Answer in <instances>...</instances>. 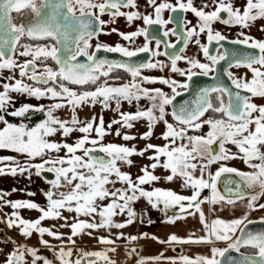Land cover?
Instances as JSON below:
<instances>
[{
	"label": "snow or ice",
	"instance_id": "6c2138e0",
	"mask_svg": "<svg viewBox=\"0 0 264 264\" xmlns=\"http://www.w3.org/2000/svg\"><path fill=\"white\" fill-rule=\"evenodd\" d=\"M146 4L152 8L151 13H141L137 0H0V150L16 154L0 156V176L27 173L30 178L33 170L36 176L45 172L55 176V179L46 181L51 187L44 192L45 207L29 200H9L10 193L0 190V212L4 207L13 210L10 214L5 213L0 223H6L9 229L16 228L25 238L38 233L39 243L53 252L59 264H115L108 253L117 251L116 240L132 242L149 238L169 244L214 245V241L227 242L224 248L212 246L211 254L207 256L167 258L169 264H264V231H247V223H252L247 214L229 221L217 217L209 223L202 209L204 203L235 204V199L231 198L233 194L242 200L246 195L244 190L251 189L247 208L255 210L256 202L264 195V103L258 104L254 100L260 98L264 101V40L240 32L238 36L242 38L232 43L257 50L256 54L218 49L213 55L208 45L199 39L203 33L209 44L224 41L226 37L213 28L216 22L251 28L256 21L264 20V0H241L239 5L237 0H199V3L197 0H160L159 3L146 0ZM165 11L191 13L196 23L181 17L177 25L179 31L166 28L173 23V17L164 19ZM105 15L109 21L102 19ZM117 17L126 18L129 24L142 20L143 27L128 33L119 32L116 28L105 31ZM152 25L164 28V38L175 36L185 47L175 51V44L149 33ZM259 31L264 32V26ZM113 32L129 45L137 37H143L145 42L130 48L120 43L110 46L99 41V36ZM93 40H96L95 46ZM153 40L154 48L150 47ZM189 41H194L199 47L207 63L183 55ZM162 43L164 51L159 50ZM100 51L119 53L126 59L116 62L99 58L97 54ZM140 53H150L153 58L164 56L170 64L159 59L139 64L129 62ZM181 60L190 67L186 70L179 68L177 62ZM221 61H227L229 68L248 69L251 78L247 74L234 76L225 70L236 91L223 83H215L198 88L191 99L174 104L176 97L190 90L189 82L193 77L217 73ZM166 67L172 73L186 77L185 81L143 74L144 70L163 71ZM5 70L10 73L8 76H3ZM115 70H123L130 80L116 84L115 81L123 77H111ZM212 78L218 79L215 75ZM156 84L166 85L171 94L160 87H146ZM16 96L48 100L50 103L34 105L20 102L17 106ZM142 99L147 100L150 106L140 107ZM124 102L129 105L135 102L136 110L121 111ZM97 105L101 112L113 110L119 118L112 119L107 125L102 114L80 118L78 110L94 109ZM168 107L172 109L170 112ZM60 110H67L69 118L57 115ZM37 114L42 119L32 123V117ZM168 116L173 122H169ZM139 121L147 122V130L139 136L141 140H150L156 125L163 124L165 130L160 138L165 143H146L137 150L135 145L129 147L103 142L112 132L125 141L135 140L136 136L124 130L133 128ZM114 125L119 127L113 128ZM73 133L80 135L69 143ZM58 135L62 139H55ZM214 145H218V151ZM228 145L235 146L236 151H231ZM147 153H151L146 156L150 163L139 168L141 174L133 178L132 174L122 171L121 164L131 166V157H144ZM230 159L243 161L250 171L226 167L221 163ZM212 164L219 165L215 173L209 171ZM157 169L168 174L158 176L155 174ZM226 172L235 174L239 181L235 183V191L231 187L233 182H226L225 193H221L217 181ZM177 178L182 181L181 187L191 190L190 196L154 186L161 180L168 183ZM117 184L121 186L116 187ZM145 185L153 187L147 190ZM61 188L67 191H59ZM205 189L210 190V196L202 197ZM28 195L34 194L29 192ZM141 199H145L153 209L164 212L166 223L198 213L205 235L182 239L171 234L165 241L149 237L147 233L137 237L119 232L115 239L111 238V229H123L135 223L137 212L133 205ZM258 207L264 209V204ZM20 209L36 210L40 215L35 220H28L19 214ZM172 209L177 211L169 215ZM64 211L75 213L71 223L62 214ZM81 216L88 219H80ZM117 216H125L126 219L118 222L114 219ZM46 219L63 220L59 227L69 228L70 235L65 237L63 233L42 226ZM261 221L264 222V217ZM148 222L152 223L151 220ZM99 229L108 230L109 236L96 239L111 247L102 251L77 249L78 255L73 260V248L67 247L65 239L75 245L74 237L82 234L91 237L93 231ZM45 235L61 242L58 250L43 238ZM4 242L12 243L14 248L3 264H53L35 247L16 244L11 238ZM242 248L253 251L241 252ZM233 251L238 256H226ZM126 254L129 257L138 255L135 248ZM26 257H31L30 262ZM162 258L163 254L140 257L136 264Z\"/></svg>",
	"mask_w": 264,
	"mask_h": 264
},
{
	"label": "crops",
	"instance_id": "0c3cea01",
	"mask_svg": "<svg viewBox=\"0 0 264 264\" xmlns=\"http://www.w3.org/2000/svg\"><path fill=\"white\" fill-rule=\"evenodd\" d=\"M16 99L18 101L17 106H19L20 102H27L30 104H48L50 101L48 100H40L37 101L34 98H28V97H19L16 96ZM78 114L81 119L89 118L92 115H103L105 124L107 125L112 119H116L113 117V114L109 112V110L101 112V108L99 105H97L94 109L93 108H84L83 110H78ZM57 115L61 116L63 119H68L69 118V112L67 110H60ZM10 120H12L11 117H9ZM40 119H42V116L37 114L32 117V123L38 122ZM119 127V125H114L113 128ZM157 127V125H156ZM155 127V128H156ZM154 128V134L151 137L150 141L153 144L156 145H163L165 141L161 139V135H157L158 132L155 131ZM127 133L131 135H140L141 133L139 132H133L130 129H125ZM143 133V132H142ZM80 134L79 133H73L71 140L72 142L76 137H78ZM55 139L60 140L62 137L59 135L55 137ZM145 140H141L138 136L135 140H130V141H125L121 139L120 137L115 135V132H112L111 134L107 135L104 138V143H115L118 145H127L129 147L133 146L135 144L137 150L142 149L143 147H139L141 143H144ZM133 144V145H132ZM227 147H232L228 145ZM217 151H218V145H217ZM151 155V153H147L144 157L141 156H133L131 157V160L133 161V164L131 166H128L126 164H121V169L122 171L128 172L132 174L133 178H135L137 175L141 174L139 172V168L144 166V163L149 164L150 161L147 160L146 156ZM0 156H16L15 153L9 152L7 150H0ZM217 169H214L215 173ZM157 173H155L158 176H164L167 175L165 170L163 169H157ZM210 171V167H209ZM245 171V170H242ZM250 171V170H248ZM199 175V172H197V176ZM205 178H207V173L205 174ZM55 179V177H54ZM176 180V179H175ZM177 182L179 183V186H181L182 181L177 178ZM160 182V181H159ZM156 182L154 184L155 187H158ZM174 182V181H173ZM164 183V182H163ZM165 184V183H164ZM169 184V182L167 183ZM166 185V184H165ZM120 184H117L116 187H120ZM51 185L47 183L45 180H43L40 176H36L33 170V174L29 178L28 174L25 173L24 175H16V176H11V175H4L0 176V190L9 192L10 195L7 197L9 200H29L32 202H35L39 204L41 207H45L47 204L46 197L44 196V192L48 191ZM147 190H151L153 185H145L144 186ZM15 188L17 191L13 192L12 189ZM188 195H191V190L188 189ZM59 191H67L66 188H61ZM255 191H258L256 189ZM33 193L34 195H28V193ZM247 193L244 199H235V204H227V203H218L215 205L209 204V203H204L202 205V209L205 215L206 220L211 223V221L217 217L224 219L225 221H229L234 218H240L247 214L248 220L249 219H261L258 218V212L249 210L247 208V200L249 198V195L251 194ZM206 196H210V190L206 189ZM107 203V201H105ZM136 212H137V217L135 223L123 228V229H112L111 233H119L122 232L124 233L125 236H141V234L147 233L149 237L155 236L158 237L159 240H167L169 235L175 234L178 237L182 239H188L190 236L192 238H197L205 235L203 225L200 222L199 214H194V215H188L186 216L185 219H180L176 220L174 223H166L165 222V214L162 211H159L157 209H154L157 213L156 216H150L147 214L146 211L147 208L145 207H135ZM214 209V211H213ZM13 210L10 207H4L3 211L0 212V220L4 218V214L8 213L10 214ZM35 210H33V213L29 214L27 217L28 220H35L39 216L34 213ZM170 211V210H169ZM194 212V209L192 210ZM30 212V211H29ZM69 215L72 214V218L75 216V213H69ZM64 215V212H62ZM170 215V212L168 213ZM80 219H88L87 217L81 216ZM114 219L118 222H122L124 219H126L125 216H117L114 217ZM58 220V219H55ZM151 220L152 223H149L148 221ZM45 221V220H44ZM63 221V220H61ZM64 222V221H63ZM46 226L48 227L49 222L46 219L45 221ZM45 223L42 222V226H45ZM1 229H3L10 237H12L14 240L22 242L23 244L27 245L28 247H35L39 250L40 252H45L44 257L48 258L49 260L53 261V264H59V261H57L54 257V254L52 251H49L48 248H46L42 244H35L32 239L30 238H25L18 234V232H12L11 230L8 229L6 226V223H0ZM76 244L72 245L68 243V241H64V243L67 245V247H72L73 248V256L72 259L75 260L76 256L78 255L77 249H82L84 251H102L108 247H111L110 245H104L99 243L97 240H82L78 241L75 240ZM61 242H51L50 245L54 246L57 250L60 246ZM202 243H186V244H176V243H158L157 240L154 239H137L136 241L129 242L127 240H121L117 241L116 240V245L115 247L117 248V251L115 253L109 252L108 255L110 259L115 261V264H134V260H136L139 256L144 257V258H150V257H155L158 256L157 253L154 255L153 253L159 250H162V248H167L169 246L173 247L176 252H179L182 247H187L190 245H201ZM215 245H220L226 247L227 242L225 241H214ZM135 248L137 250L138 255L133 254L131 257H129L126 253L128 252L129 249ZM41 255V254H40Z\"/></svg>",
	"mask_w": 264,
	"mask_h": 264
},
{
	"label": "flooded vegetation",
	"instance_id": "af4514ba",
	"mask_svg": "<svg viewBox=\"0 0 264 264\" xmlns=\"http://www.w3.org/2000/svg\"><path fill=\"white\" fill-rule=\"evenodd\" d=\"M137 2L139 4V11L141 13H151L152 12V8L146 4V0H137ZM157 2L159 3L160 0H157ZM170 2H174V0H170ZM240 2H241V0H237L238 5ZM197 3H199V0H197ZM122 10L127 11L126 9H122ZM170 16L173 17V23H170V24L165 26L166 28H169V29L170 28H177L179 18H181V17H186L188 20H191L193 23H196V18L191 13H182V12L170 13L168 11H165L163 13L164 19H168ZM102 19H104L105 21L110 20V18L107 15L102 17ZM261 26H264V20H258L255 22L254 26H252L251 28H244V29H242L239 26H228V25H224V24H221L219 22H216L213 24L214 30L220 31L221 34L226 37V39L224 41H221L219 44H217L216 42H212L211 44H209L206 34H203V33L200 35L199 39H200L202 44L208 45L209 50H210V54L215 55V54H217L218 49H219V51H225L224 45H223L224 42H232L234 40L241 39L242 37L238 36V33H240V32H244L248 35H251L255 39H258V40H264V32L259 31V28ZM138 27H143V21L142 20H136V21H133L132 24H129L127 22L126 18L117 17L115 23H109L107 25V27L105 28V31H110V29L116 28V29H118L119 32L128 33V32L135 31ZM177 30L179 31V28H177ZM163 31H164V28H161L159 25L149 26V33L150 34H154L155 36H157L158 38H160L162 40L166 39L167 42L175 44L176 45L175 51L178 52L180 48L185 47L183 42L177 41V38L175 36L169 35L167 38H164L163 37ZM98 39L101 43H104V44H107L110 46H114L116 43H120L121 45L126 46V47H130V48H135V47L141 46L145 42L143 37H137V38H135V42L133 44L129 45L128 42L123 41L120 38V36L117 35V33H115V32H113L111 35H101V36H99ZM95 43H96V40H93L92 41L93 46H95ZM150 47H153V48L155 47V41L154 40L152 41ZM159 50L160 51L165 50L163 43L161 44ZM167 51L171 52L174 50L173 49H167ZM97 55L99 58H106L110 61H116V62H120V61H123L126 59V58L122 57L119 53H109V52L100 51ZM183 55H186V56L192 57V58H196V59H198L204 63L208 62L205 59V57L203 56V53L200 51L199 47L194 43V41H189V44L185 48V52L183 53ZM80 59L82 61L84 60V58H80ZM150 59H159L161 61H164L166 64H170V61H168V59L166 57L161 56V57L153 58V57H151L150 53H140V54H138V56L131 58V60L129 62L136 63V64L147 63ZM177 66L179 68H181L182 70H186L188 67H190V65H188L184 60L178 61ZM226 70L232 72L234 76H244L245 74H247V76L249 78H251V73L248 71V69L243 68V67H232V68L228 67ZM143 74L150 76V77L172 78V79L177 80L178 82H184L186 79V77H182L178 73H172L170 71V68H167V67L163 71H160L159 69L144 70ZM117 75L123 77V79L119 80V81H115L116 84L128 82L130 80V77L126 73H124L123 70H115L110 74L111 77H115ZM211 75H213V74H210V76ZM146 87H160L166 93L171 94V90L166 85L156 84V85H146ZM180 91H183V90H180ZM254 100L258 104L264 103V101H262L260 98H254ZM139 106L142 108H147L150 105H149V102L147 100L142 99L139 102ZM112 107L114 108L115 105L113 104ZM130 109H132L133 111L136 110V103L135 102L132 105H129L127 102H124L122 104L121 111L130 110ZM167 111L170 112L169 107L167 108ZM109 112L112 114L116 113L113 110H109ZM167 119L169 120V122H173L171 120L170 116H168ZM136 123L147 124L146 121L135 122V124ZM190 134H195V133H190ZM250 190L251 189H248V191H250ZM251 191H253V190H251ZM252 251H253L252 249H244V248L241 249V252H246V253H249Z\"/></svg>",
	"mask_w": 264,
	"mask_h": 264
},
{
	"label": "rangeland",
	"instance_id": "374dc122",
	"mask_svg": "<svg viewBox=\"0 0 264 264\" xmlns=\"http://www.w3.org/2000/svg\"><path fill=\"white\" fill-rule=\"evenodd\" d=\"M21 60L23 58H20ZM3 76H8L10 73H8L6 70L2 73ZM6 82V81H5ZM14 96L16 94H13ZM19 97H22V96H19ZM124 111H129V112H134L132 109L130 110H124ZM113 117L118 119V115L116 113H113ZM147 124H142V123H134V127L131 128L130 130L133 131V132H139L142 134V132H145L147 130V127H146ZM164 125L163 124H158L157 127L155 128V131L158 132L157 135H161L162 132L164 131ZM205 131H207V128L204 129ZM73 135V134H72ZM138 138V136L140 135H134ZM68 142L69 143H72V140L71 138L68 139ZM146 143H152L150 141H144V143H141L139 145V147H144ZM153 144V143H152ZM133 145V144H132ZM135 145V144H134ZM232 147H229L231 149V151L235 152L236 149H235V146L233 145H230ZM63 153H61L62 155ZM221 163H223L226 167H231V168H235V169H239V170H245V171H248L250 170L244 163L243 161L239 160V159H234V160H227V161H222ZM146 163H144L145 165ZM219 165L217 164H212L210 165V172H214V169H217ZM158 171L156 170L155 173H157ZM168 174V173H167ZM179 179V178H178ZM178 180H174V182H169V184H167L166 182H164L163 180H161L159 183H157L158 187L159 188H162V189H171L175 192H177L178 194H182V195H188V189L186 188H183L181 186H179V183L177 182ZM166 184H164V183ZM203 196H206V189L202 192V197ZM247 197V196H245ZM259 204H264V195H262L260 197V199L256 202V209L255 210H252V211H255V212H258V218H262L264 217V209H260L258 207ZM148 211L147 214H151L150 216H156L157 213H155L156 211L154 209H147ZM30 211V212H29ZM174 211H177V209H172L170 210V215L173 214ZM32 214L33 213V210H28V209H20L19 210V214L27 219V217L29 216V214ZM34 213H36L37 216L40 215L39 212H37L36 210L34 211ZM64 216L65 217H68V222L71 223L72 222V214L69 215L66 211H64ZM98 219V218H97ZM48 222H49V225L48 227L49 228H52L53 231H58L60 233H63L65 235V237L67 235H70V229L67 228V227H64V228H61L59 227L61 224H63L64 222L61 221L60 219L58 220H53V219H47ZM46 221V220H45ZM45 221H42L43 223H45ZM1 227V225H0ZM44 227H47L46 226V223H45V226ZM9 229V228H8ZM11 230L12 232H18V230L16 228H12V229H9ZM89 231H92V230H89ZM112 231V229H111ZM19 234V232H18ZM100 236H109V232L108 230H105V229H99V230H95L93 231V234L92 236H88L87 234H82L80 236H77V237H74L73 239L74 240H78V241H82V240H89V241H92V240H97L96 237H100ZM8 238H11V240H14L12 237H10L3 229L0 228V264H3V262L5 261L6 257H7V254L9 252H11L14 248V245L12 243H5L4 241ZM30 239L33 240V242H35V244H40L39 243V234L38 233H33V235L31 237H29ZM45 240H48L49 243L51 242H60L59 240H56L54 239L53 237H49L47 235H45L43 237ZM111 238L115 239V233H112V236ZM121 240H125V239H120V240H117V241H121ZM16 244H23L22 242H19V241H16ZM65 241H67L65 239ZM25 245V244H23ZM212 246H216V247H219V248H223V246H220V245H209V244H201V245H190V246H187V247H182L181 250L179 252H176V250H174L173 247L169 246L167 248H162V250H159V251H156L153 253L154 255L157 253V255H161L163 254V257L160 261H152V260H148L147 261V264H169V261L167 258H178L180 255H187L191 258H194L198 255H210V248ZM40 254L42 256L45 255V252H40ZM26 259L30 262L31 260V257H26ZM139 259V256L136 260H134V264H136L137 260ZM42 264V262H41Z\"/></svg>",
	"mask_w": 264,
	"mask_h": 264
},
{
	"label": "water",
	"instance_id": "95a60500",
	"mask_svg": "<svg viewBox=\"0 0 264 264\" xmlns=\"http://www.w3.org/2000/svg\"><path fill=\"white\" fill-rule=\"evenodd\" d=\"M224 49L228 50L229 52L231 51H236L238 53H244V52H250L252 54H256L257 50L254 49H249L246 48L244 45L240 44H234L232 42H224ZM228 68V63L227 61H221L220 64L218 65V71L217 73L213 74L218 77V79H213L212 75L205 77L202 75L195 76L193 77V80L189 82L190 84V90L187 92H183L181 96L176 97V100L174 101V104L179 105L183 103L186 100H189L192 98V94L200 87H207L209 85L215 84V83H223L224 85L228 86L230 90L236 91L234 88L231 86V81L225 74V70ZM170 111L172 110L171 107H169ZM171 117V116H170ZM172 120V118H171ZM214 148L217 149V145L213 146ZM103 155V154H100ZM43 180L45 181H51L54 179V174L53 173H42V176H40ZM228 181H232L233 183L231 184V187L235 191V183L239 181V177L235 176L233 173H223L221 176L218 178L217 181V188L221 193H225V184ZM245 193H249L248 189L244 190ZM232 199H236L235 195L233 194ZM252 221V223H247V231L251 232H261L264 231V222L261 221V219H249ZM177 250V249H176ZM226 256H233L236 257L238 254L236 252H229L226 254Z\"/></svg>",
	"mask_w": 264,
	"mask_h": 264
},
{
	"label": "built area",
	"instance_id": "2783aa9c",
	"mask_svg": "<svg viewBox=\"0 0 264 264\" xmlns=\"http://www.w3.org/2000/svg\"><path fill=\"white\" fill-rule=\"evenodd\" d=\"M134 206L135 207H145V208H147V209H149V208H151V209H153L148 203H147V201L145 200V199H141V200H139V201H137L135 204H134Z\"/></svg>",
	"mask_w": 264,
	"mask_h": 264
},
{
	"label": "trees",
	"instance_id": "16d2710c",
	"mask_svg": "<svg viewBox=\"0 0 264 264\" xmlns=\"http://www.w3.org/2000/svg\"><path fill=\"white\" fill-rule=\"evenodd\" d=\"M15 16V14H13ZM252 192L251 190L249 191V193Z\"/></svg>",
	"mask_w": 264,
	"mask_h": 264
}]
</instances>
